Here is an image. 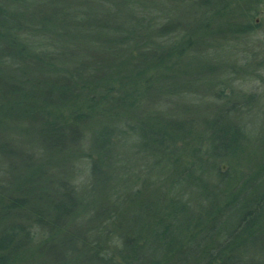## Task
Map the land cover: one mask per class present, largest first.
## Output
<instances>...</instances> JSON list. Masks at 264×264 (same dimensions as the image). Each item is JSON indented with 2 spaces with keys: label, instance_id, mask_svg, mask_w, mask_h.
Wrapping results in <instances>:
<instances>
[{
  "label": "trees",
  "instance_id": "obj_1",
  "mask_svg": "<svg viewBox=\"0 0 264 264\" xmlns=\"http://www.w3.org/2000/svg\"><path fill=\"white\" fill-rule=\"evenodd\" d=\"M200 1L194 8L201 11L177 27L153 15V8H164L161 0H0V264H58V255L88 264H212L202 244L214 237L212 224L224 214L215 203L195 212L192 196L219 202L220 194L204 199L203 193L217 188L212 166L221 157L241 158L253 169L222 210L243 197L240 223L253 225L263 215L264 193L254 197L259 191L251 184L264 170V154L249 149L242 129L218 120L232 108L206 122L201 146V130L192 133L196 123L175 112L173 102L166 106L181 89L193 90L189 83L198 84L197 76L205 75V83L215 76L217 68L207 60L193 71L189 63L182 66L185 58L201 56L217 36L251 30L238 21L236 9L225 10V0ZM193 24L189 33L185 26ZM177 30L179 44L165 45L163 38ZM132 137L156 176L151 195L147 184L143 195L131 194L123 177L111 189L105 186L103 167L113 166V145L117 154L124 152ZM80 155L94 158L85 169L95 184L83 196L67 173L82 163ZM60 169L63 180L57 179ZM116 194L120 205H100L81 235L68 228V219L95 206L85 198L96 195L98 202ZM238 227L229 233L232 241ZM229 250L213 255L221 257L218 264L229 261Z\"/></svg>",
  "mask_w": 264,
  "mask_h": 264
},
{
  "label": "rangeland",
  "instance_id": "obj_2",
  "mask_svg": "<svg viewBox=\"0 0 264 264\" xmlns=\"http://www.w3.org/2000/svg\"><path fill=\"white\" fill-rule=\"evenodd\" d=\"M196 2L203 5L200 0H161L164 8L160 12V10L155 7L152 9V12L155 16L156 14L159 15L160 20L166 23L176 21L177 27H180V24L183 22L187 23V21L191 19L193 12H196V10L198 12L201 11V8H197V6L194 8V3ZM224 6L225 10L228 9L231 11L232 9H236V13L239 16V18L236 16L238 21L249 24L251 30L246 35L235 34L224 37L217 36L214 40H217L218 43L215 42V44L211 46H205V48L199 52L201 56L185 58L182 66L189 63L190 66L188 68L193 71H195L202 62L207 60L209 66H216L215 76L209 77L206 83L204 82L206 79L205 75L201 74L197 76V78H202L203 80H198V84L190 82L189 84L192 85L193 90H189V88L186 90L181 89L180 96L167 100L166 106L168 102H170L169 105L173 102V106L170 107L173 108L175 112L187 116L188 120H190L189 122L194 121L196 123L195 127L192 128V130H194L192 133L196 134V128L201 130L196 134L197 139L200 136V142H202L201 146L206 145V139L201 137L204 132L203 129L205 124H207L206 122L215 118L216 113L223 112L224 110L227 111L232 108L229 114L224 112V115L218 120L220 122L231 121L232 125L237 126L238 129H242L244 143H246L247 146L249 145V149L253 147L255 150L254 153L261 155V152L264 154V0H225ZM150 15L151 14L148 13L147 18ZM160 20L157 22H160ZM155 22L156 21H154V23ZM185 28H187L189 33L196 30L195 24L192 26H185ZM177 31L176 34H170V36L163 38L164 42H166L165 45H169V43H167L169 40L177 45L179 44L181 32L180 30ZM212 32L211 29V33ZM218 37H221V40ZM174 62H176V60H174ZM199 84L203 85L197 88ZM245 100H248V103H244ZM184 119L186 120V118ZM193 136L195 135H190V137ZM123 139L124 138H122V140ZM127 140L130 141L128 143L120 142L122 145H124V143L127 144L124 148V152L118 153H124L123 156H117L119 150L117 146L113 145L112 153H110L112 156H116V158L112 157V161L114 162L113 166L105 162V167H103V172L105 174L104 178H108V181L105 182V186L109 187L110 185H114L116 178L123 177L126 178L125 181H127V185H132V189L129 190L131 194L141 191L140 193L143 195V193H146L143 191V188L147 184V186H149V192L147 194L151 195L153 192L150 183L156 180L155 174H150L152 164L143 157V153L141 154L139 151L138 143L135 142L134 137H132V139L128 138ZM120 143L118 145H120ZM178 145H180V143H178ZM260 146L261 148H259ZM243 148L245 152H250L246 146H243ZM126 149H129L130 153L125 154ZM76 158L78 160L80 159L82 163L80 164V161H77L76 168L75 166H70L72 170H67V173H69L68 179L71 181L73 180L71 186L74 187L77 194L83 196V194L90 192L88 190L91 186L90 184H93V186L95 184V182L92 183V178L88 177L85 169L88 163L94 158L83 155L77 156ZM76 158L75 160H77ZM122 158H124L123 164ZM241 161V158L227 159L221 157L216 162V165L214 162V166H212V176L216 179L217 188L215 187L213 190L212 188H208L204 191L203 198H206V196L215 197L216 194H220L221 199H219V202L213 200L214 198L211 199L210 202H201L199 199L194 198V195L192 196V198L197 201L191 208H194L195 212L199 210L200 205L204 206L206 210L210 203L212 207L215 203V205L218 206L219 213L224 214L216 218L217 220L212 224L216 228L214 237L205 240L206 243L202 244L203 250H208L210 254L209 258H211L213 262L212 264H218V262L221 261V257H218L219 255L215 257H213V255L219 250L225 251L228 248L230 249L229 261L226 260L224 264H264V203L259 204V210L263 215H261L257 221L253 222V225H250V222L248 223L247 221L240 223L242 216L245 214V212L242 211L245 207L243 197H240L233 205L222 210V203L228 202L231 195L237 194L235 192L240 191V186L243 185H239V183L246 177L245 175H247L248 172L251 173L253 171L251 165H244L245 162ZM13 164L14 163H11V166ZM5 167L8 168L7 165ZM215 167H218L219 179H217L218 177L216 178ZM83 168L85 169L84 174ZM65 169L69 168L65 166ZM71 171L72 173H70ZM161 176L162 175H160V177ZM64 177L60 169V174L57 179L63 180ZM223 178L225 179V183L220 181ZM160 186L162 187V185ZM251 186H253V189L259 191L254 192V197L257 194L261 195L264 193V170L262 166L259 168V176L255 178ZM109 188L111 189V187ZM166 188L164 190L165 192ZM194 192L202 193L198 191V189H195ZM96 198V195L95 198H85L84 201H93L95 206L93 208H91V206H85L82 214L76 219H68L72 221L70 225L67 224L71 231L73 230L76 234L80 233L79 235H81L88 226L85 222L91 213L96 214L100 212L102 208L108 209L111 204L115 206L120 205L118 201L120 200L119 194H116V199L113 197L109 198V200L106 196H103V198H99L97 202ZM238 202L240 203L236 204ZM202 203H204V205ZM100 205H102V208ZM135 213L132 216H136ZM208 219L206 223L209 227L210 221H208ZM238 222L239 227L232 233L236 235V238L232 241L229 233L236 227ZM245 224L248 225L245 226ZM132 235L134 238L135 234L132 233ZM91 238L94 239L93 237ZM115 242L116 239L113 238L109 245L110 256H112L113 251L111 250ZM182 244H184V242ZM114 256L115 259L118 260L117 255L115 254ZM59 258L60 256L58 255V264H88V262H84L82 259H77V262H73L75 258L71 261L67 258H62V260H59ZM217 259L219 260L217 261ZM187 264L194 263L191 260Z\"/></svg>",
  "mask_w": 264,
  "mask_h": 264
}]
</instances>
